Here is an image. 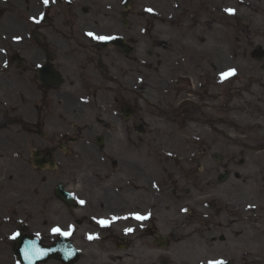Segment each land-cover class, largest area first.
I'll list each match as a JSON object with an SVG mask.
<instances>
[{
    "label": "flooded vegetation",
    "instance_id": "obj_1",
    "mask_svg": "<svg viewBox=\"0 0 264 264\" xmlns=\"http://www.w3.org/2000/svg\"><path fill=\"white\" fill-rule=\"evenodd\" d=\"M186 1L210 37L202 56L145 83L127 63L136 23L127 38L98 26L95 0H0V256L16 238L53 245L59 228L73 264H264V0H233L230 35L223 0ZM181 18L167 24L188 55ZM222 42L236 71L224 82ZM190 121L208 143L184 137Z\"/></svg>",
    "mask_w": 264,
    "mask_h": 264
},
{
    "label": "rangeland",
    "instance_id": "obj_2",
    "mask_svg": "<svg viewBox=\"0 0 264 264\" xmlns=\"http://www.w3.org/2000/svg\"><path fill=\"white\" fill-rule=\"evenodd\" d=\"M125 0H95V8L94 12L95 15L97 14L100 16L102 14L101 21L99 22L98 19H96V23L98 26H105V24H110V33H124L126 34V37L128 38L129 35L132 33L133 28H130L131 23L137 24V30H138V37L140 38V43L138 45V48L134 54L133 57L129 58L127 63H135V66H128L135 68L140 71L141 73V81L147 82L151 77L153 76L154 70L158 71V74L160 75L163 71V75H168V65H169V71L171 72L174 68H178L182 66L184 63L192 62V59L190 57H195L194 54L190 52L188 49V55L182 54V49L175 48L177 42H181L180 36L182 33H178L176 28L180 27L178 25H174L173 27L171 25H168L167 22L172 21L169 17L172 16H191L193 15V7L186 5V0H128L129 5L128 8H123L122 4ZM237 4L235 5L233 0H223L221 2V19H220V26L227 32L229 35L230 33L235 32L236 24L238 23V18L235 20V15L242 10V8L237 7ZM156 8L157 12H163L162 14H165L167 17L162 19L160 16L155 15L153 13H150L148 9L154 11ZM225 9H234V13L230 14L229 12L225 11ZM140 13V14H139ZM160 15V14H159ZM242 13L239 14V17H241ZM126 18L127 21H129V24L127 26H122L120 23V18ZM160 18L163 21H157V19ZM186 19V18H185ZM181 22H183V18L179 19ZM175 21V20H174ZM186 21H190L191 24H189L190 28L187 29L188 31L183 33V36L186 34V38H189L190 44H188V47L192 45V42L202 46V42H199L197 40V37L200 35L202 37L210 38L208 34H203V24L194 19L192 20L190 18ZM166 22V23H165ZM231 25V27H229ZM218 25H214L213 29L217 27ZM208 27V26H207ZM184 28V26H183ZM172 29L174 31H172ZM184 31V30H183ZM182 31V32H183ZM117 33V34H118ZM199 35H198V34ZM219 34L215 35L214 37L219 39ZM179 38V39H176ZM165 39V40H164ZM161 43L157 45L159 42ZM163 41V42H162ZM182 45V43H181ZM178 47V46H177ZM220 55L214 56V63L218 65L217 70L221 69L222 71L225 68L231 69V58L234 57V51L232 49H228V47L225 45L224 42L221 43L220 46ZM187 53V51H186ZM223 54V55H221ZM211 57V56H210ZM189 58V60H188ZM212 58V57H211ZM240 59V58H239ZM241 61V59H240ZM239 61V62H240ZM159 62V64H158ZM231 64V65H230ZM157 68V69H156ZM193 68V67H192ZM191 72V71H189ZM194 74V81L197 84V81L199 83H203V81L200 78V73L196 72L194 69L192 70V73ZM220 74V77L222 75ZM216 76H219V72L216 73ZM222 79V78H221ZM222 80H232L231 79H222ZM192 87V84H191ZM208 89V88H207ZM193 100L195 98L193 97ZM184 124V126H186ZM187 130L185 132H188L184 137L192 139L193 137H201L202 139H206L208 143V139L210 138V135L208 134L209 129L205 125H201L200 122L196 121H190V124L187 125ZM222 131H227L226 128H223ZM221 131V132H222ZM229 133V131H227ZM220 136V141L222 144L229 142L228 135H225L224 133L221 135H217L216 138ZM197 139V138H196ZM197 154V152H190V155ZM229 152L228 149L222 147L221 155L223 156V163L221 164V170H225L228 165L230 164V158H228ZM255 244V242H254ZM9 257V258H6ZM14 260V261H13ZM14 257H12V254H3V256H0V264H18ZM261 262H256L254 264H260ZM47 264H57L56 261L50 260L47 262Z\"/></svg>",
    "mask_w": 264,
    "mask_h": 264
},
{
    "label": "water",
    "instance_id": "obj_3",
    "mask_svg": "<svg viewBox=\"0 0 264 264\" xmlns=\"http://www.w3.org/2000/svg\"><path fill=\"white\" fill-rule=\"evenodd\" d=\"M16 254L19 256L21 264H38L45 262L49 258H58L64 261V264H69V257L72 255V247L69 244L58 247H30L29 250L21 247L15 248Z\"/></svg>",
    "mask_w": 264,
    "mask_h": 264
},
{
    "label": "bare ground",
    "instance_id": "obj_4",
    "mask_svg": "<svg viewBox=\"0 0 264 264\" xmlns=\"http://www.w3.org/2000/svg\"><path fill=\"white\" fill-rule=\"evenodd\" d=\"M148 11H149V9H148ZM150 13H153V14H155V15H158V16H160L162 19H164V18H166V15L165 14H162L163 12H157L156 11V8H155V10L154 11H149ZM160 14V15H159ZM157 21H163V20H161L160 18H158L157 19ZM186 40H185V42H184V45H185V47L187 48V49H189L190 50V52L191 53H193V54H195L196 56H202V53H203V47H201L200 45H197V44H195V43H193L192 42V45H190L189 47H188V44H190V42L191 41H189V38L187 37V38H185ZM175 143H177V139H175Z\"/></svg>",
    "mask_w": 264,
    "mask_h": 264
},
{
    "label": "snow or ice",
    "instance_id": "obj_5",
    "mask_svg": "<svg viewBox=\"0 0 264 264\" xmlns=\"http://www.w3.org/2000/svg\"><path fill=\"white\" fill-rule=\"evenodd\" d=\"M43 2L45 5H47L49 3V0H43ZM149 11H151V10L149 9ZM225 11L229 12L230 14H233L235 10L234 9H225ZM89 35H93V34L90 33ZM94 38L101 39V40L107 39L106 37H94ZM231 73H234V70H229V73H222L221 74L222 78H226L227 75H229ZM81 203H83V201H81ZM137 219H143V217L137 216ZM52 231H53V233H60L61 235H64V236L69 235V233H67V232H61V230L59 228H54V229H52Z\"/></svg>",
    "mask_w": 264,
    "mask_h": 264
}]
</instances>
